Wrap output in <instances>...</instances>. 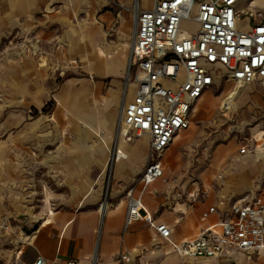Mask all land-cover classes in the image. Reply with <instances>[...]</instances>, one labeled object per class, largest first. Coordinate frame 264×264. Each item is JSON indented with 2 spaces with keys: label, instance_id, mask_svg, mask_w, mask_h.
<instances>
[{
  "label": "rangeland",
  "instance_id": "374dc122",
  "mask_svg": "<svg viewBox=\"0 0 264 264\" xmlns=\"http://www.w3.org/2000/svg\"><path fill=\"white\" fill-rule=\"evenodd\" d=\"M46 1L50 4L44 12L26 25L9 27L0 38V264L10 263L17 246L2 227L6 215L36 214L48 206L53 210L75 207L95 181L103 202L112 183L108 159L113 144L109 141L108 146L93 128L102 136L114 133V127L106 128L113 125L107 106L110 97L118 95V118L134 35L132 0L126 4L122 0ZM150 1L141 0L143 4ZM255 6L262 7L264 14V0H257ZM242 24L247 27L249 19L244 17ZM181 28L191 34L198 25L184 19ZM100 49L108 58L120 54V73H89L90 64L99 61L94 56ZM81 88L86 101L83 113L75 117L78 98L74 93ZM229 92H235L239 106L230 118L220 115L219 109ZM100 104L107 124L98 127L94 107ZM196 105L202 108L199 113ZM191 115L190 128L162 156L163 182L192 177L208 183L222 173L230 188L243 187L240 179L244 178L245 187L259 183L264 193V84L244 88L222 80L195 103ZM52 116L55 120L49 119ZM257 124L263 130L260 136ZM77 128L86 135L84 143L75 139ZM45 132H51L47 143L43 142ZM251 134L257 150L239 155V140ZM136 177L116 185L125 213L123 188ZM156 194L169 195L159 189Z\"/></svg>",
  "mask_w": 264,
  "mask_h": 264
},
{
  "label": "built area",
  "instance_id": "2783aa9c",
  "mask_svg": "<svg viewBox=\"0 0 264 264\" xmlns=\"http://www.w3.org/2000/svg\"><path fill=\"white\" fill-rule=\"evenodd\" d=\"M252 1L151 0L149 4L133 1L135 32L108 167L111 174L117 157H125L119 151L120 137L130 141L143 134L150 135L144 167L125 193L123 229L126 231L135 221L144 220L181 257H218L226 249L252 252L264 248V193L260 190L233 196L224 211L218 210L217 205L210 207L201 219L217 212L219 220L180 242L171 239L168 225L155 223L142 201L147 186L164 178L162 156L175 137L190 127L193 106L208 89L222 80L240 87L255 82L264 84V14L262 7L251 5ZM244 17L250 21L247 27L242 24ZM184 19L196 22L197 30L191 34L184 32L181 28ZM131 84L135 93L127 101ZM229 106L222 101L220 115H225ZM256 150L253 134L239 140V155ZM219 181L224 182L220 173L211 187L218 190ZM138 183L142 188L136 196ZM197 197L193 194L192 201ZM2 227L13 231L7 218ZM35 238L36 232L32 230L23 234L19 244L33 245ZM115 259L120 264H134L129 250ZM34 264L48 262L38 255Z\"/></svg>",
  "mask_w": 264,
  "mask_h": 264
},
{
  "label": "crops",
  "instance_id": "0c3cea01",
  "mask_svg": "<svg viewBox=\"0 0 264 264\" xmlns=\"http://www.w3.org/2000/svg\"><path fill=\"white\" fill-rule=\"evenodd\" d=\"M122 1L125 4L128 3L127 0ZM49 4L50 2L46 0H0V38L9 27L30 23L36 17V14L44 12ZM99 51L94 56L99 61H93L90 64L89 73L90 69H94L95 76H105L117 71L120 73V54L116 55L117 58H108L106 53L102 56L97 54ZM108 62L110 65H107ZM15 84L19 86L21 82L15 81ZM256 84L258 83L255 82L243 87L250 88ZM132 85V88L130 85L127 91V101H130L135 93V86L134 84ZM83 90L81 88L74 93L78 98L77 106L74 109L75 113H77L74 115L75 117L83 113L84 110L82 104L86 101V98L83 95ZM65 91L66 88L62 92L65 93ZM117 98L118 95L111 96L107 106V112H110L108 115H111V124L113 125H107L106 128L110 130L114 127V133L107 132L105 135V139L108 142L112 141L111 137L116 133ZM94 110L98 119V127L105 126L107 124L106 111L101 108V104L96 105ZM190 119L192 121V115H190ZM62 120L64 119L62 118ZM69 122L73 123L72 120H69ZM4 124L6 125V123ZM93 129L97 128L94 127ZM78 130L79 128L76 129L75 139L84 143L86 135ZM50 134L51 132L44 133L43 142L47 143L50 141ZM149 142V134H143L130 141L124 140L122 137L119 138V145L121 143L124 144L127 153L126 157L118 160V165L117 161L115 162L111 173L112 183L105 193V196L107 194V200L113 203V207L100 210L102 192L98 182L95 181L75 207L68 206L53 210L51 206H48L36 214H22L19 211L11 215L5 214L12 225L13 231L9 232L4 229L17 241L15 256H11L9 264H34L38 255L43 256L48 264H68L70 260H74L75 264H120L115 257L126 250L131 251L134 264H264V248L252 252L226 249L218 257H181L167 241L159 237L156 229L144 220L135 221L126 232H123L125 210L122 207V202H120L121 197L116 191V185L123 179L131 181V178L141 172L146 161ZM173 142H175V139ZM139 143H143L144 146L140 148ZM128 162H130L129 166L126 164ZM88 166L90 165L86 167ZM163 169L165 178L164 164ZM218 174L216 173L208 183L195 180L192 177H190V181L182 179L179 182L165 183L163 178H159L147 186L142 194V201L154 217L155 223H164L171 228L172 240L180 242L184 239L193 238L197 235L200 228L216 223L219 220L217 212L211 214L206 220H202L201 215L203 212L214 205L218 206V210L224 211L229 207L233 196L245 191L255 193L260 190L259 183L250 187H245L246 184L244 183L243 186L242 183L241 186L243 187L238 189L230 188L227 186L223 175L224 182H217L220 187L215 190L211 185L216 182ZM130 181L123 188L125 193L133 182ZM0 185L1 187L3 186L2 181ZM141 188L142 184L138 183L135 188L136 196L140 193ZM158 189L166 190L169 195L167 197L161 194L157 195L156 190ZM193 194L198 196L195 201H192ZM167 202L173 203V206L168 207L166 205ZM47 220H50V222H46ZM32 230L36 232L33 245L21 246L19 243L22 242L23 234L30 233ZM164 245H169L172 252L164 254L158 250L159 247ZM18 250H21V252L16 255Z\"/></svg>",
  "mask_w": 264,
  "mask_h": 264
},
{
  "label": "bare ground",
  "instance_id": "6f19581e",
  "mask_svg": "<svg viewBox=\"0 0 264 264\" xmlns=\"http://www.w3.org/2000/svg\"><path fill=\"white\" fill-rule=\"evenodd\" d=\"M256 1L257 0H253L252 1V4L251 5H255V3H256ZM134 32H135V27H134ZM97 54H99V55H104L105 54V52L104 51H102V50H100ZM107 64V63H106ZM107 65H110V63L108 62V64ZM101 66V65H100ZM91 71H90V74H92V75H94V72H93V70L92 69H90ZM132 84H131V88H132ZM238 97H236L235 96V92H229V95H228V97L227 98H225L224 100H223V103H228V104H230V109H228V110H226V113H225V116H227V117H231L232 116V113H233V111H236L237 109H239V106H238ZM210 104H212L213 103V100L211 99L210 100V102H209ZM196 107H197V105H196ZM99 108V107H98ZM198 108V113L201 111V107L199 108V107H197ZM194 110H195V108H194ZM197 110V109H196ZM194 114V113H193ZM192 114V115H193ZM233 116H234V114H233ZM233 118V117H232ZM50 120H55V118H54V116H52V117H50L49 118ZM258 125L259 124H257V127H256V132H257V135H259L260 136V134L263 132V130H260L259 131V127H258ZM255 128V127H254ZM93 131H96V133L101 137V139L109 146V142L108 141H106V139H105V136H102L101 135V131L99 132L97 129H93ZM108 135V134H107ZM180 138V135L179 136H176V138H175V141H177L178 139ZM111 139H112V144L114 145L115 144V135H112V137H111ZM132 141H134V140H132ZM119 151L121 152V153H123V154H125V157H126V149H125V146H124V144H122L121 143V145H119ZM118 159L117 160H120V159H122V157H121V155L120 156H118L117 157ZM116 160V161H117ZM241 183H243V186H244V183L246 184V180H244V179H241ZM93 189V188H92ZM111 207H113V203L111 202V201H103L102 203H100V206H99V208H100V210L102 209V210H105V209H109V208H111ZM46 222H50V220H47ZM158 250L159 251H162L164 254H169V253H171L172 252V250H171V247L169 246V245H164L163 247H159L158 248Z\"/></svg>",
  "mask_w": 264,
  "mask_h": 264
}]
</instances>
